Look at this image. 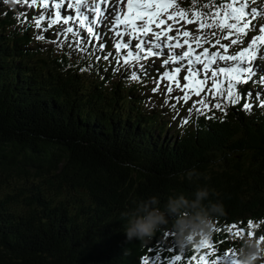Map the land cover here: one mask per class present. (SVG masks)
<instances>
[{
    "label": "trees",
    "instance_id": "16d2710c",
    "mask_svg": "<svg viewBox=\"0 0 264 264\" xmlns=\"http://www.w3.org/2000/svg\"><path fill=\"white\" fill-rule=\"evenodd\" d=\"M9 21L0 7V264H141L159 221L264 218V112L170 137L134 87L43 55Z\"/></svg>",
    "mask_w": 264,
    "mask_h": 264
},
{
    "label": "rangeland",
    "instance_id": "374dc122",
    "mask_svg": "<svg viewBox=\"0 0 264 264\" xmlns=\"http://www.w3.org/2000/svg\"><path fill=\"white\" fill-rule=\"evenodd\" d=\"M8 6L14 5L16 9H19V5L15 4L18 0H4ZM180 6H184L183 0H176ZM228 3L226 5H220V0H208V3L205 5H197L196 3L190 4L187 1L186 7L191 13L195 14L196 18L203 24L204 31L208 36L214 37V41L217 42V46L221 49H225V46H229L233 41H231L230 36L232 33L237 32L239 25V17L236 15V7L239 4H243L245 0H226ZM173 9H177L176 6ZM199 17V18H198ZM32 28L38 33L48 31L49 25L43 23V21L32 20ZM53 32H57L54 39L51 43H54L56 48L70 50L73 54L75 52H83L86 49V56L93 55L95 50L92 44V40L87 37L85 38V46H80L78 43V37H74V33L68 29V27L63 26L62 30L52 29ZM70 32L71 34H68ZM40 37V36H39ZM74 39V40H73ZM84 48V49H82ZM105 49V48H104ZM101 52V51H99ZM160 52V51H155ZM110 54V52H109ZM112 56V54H110ZM101 59L106 58L107 55H100ZM116 60L113 61L112 67H117L115 72L123 73V76H126L129 82L134 81L141 86H145L144 89L139 91L142 95L145 96L146 100L143 102L144 106L148 109H153L156 106L163 108V113L168 114L166 122H170L172 129L167 131L168 136L174 137L177 131L175 126L180 127L184 122V118H189L191 115L196 113H209L214 114L215 112L222 111L231 105L234 104L236 99L240 96V89L245 82V75L240 73H235L230 71L222 79H217L216 76H198L196 77L195 72L189 74L180 75L179 78L173 79L168 75V70L164 69L160 72H167L163 76H154L149 80V83L137 80V71L141 72L143 70H150L151 68L158 67L157 61L156 64H152L151 60L147 57L139 56L136 60L129 61L122 67L121 58L116 52ZM202 57V55H201ZM143 65V66H142ZM142 67L144 69H142ZM247 72V70H246ZM142 72L140 73V75ZM149 76V74H148ZM237 79V81H226L224 79ZM253 84H256L257 80L254 78ZM260 83V82H259ZM190 84L191 88L187 90L186 87ZM261 90L264 91V83L262 81ZM187 85V86H186ZM248 103H251V99L248 100ZM66 195V192H63V196ZM68 195V194H67ZM71 198V196H68ZM230 240L238 241L241 238L245 240H251L253 234L245 235L243 229L239 228L236 225H232L229 228ZM197 237L200 247L203 248L204 253L201 254L202 259L209 260L210 262H223L224 264H230L234 259V254L230 257L218 256L214 260H211L213 249L212 241L209 234L206 233L204 228L191 227L190 231L187 233V240ZM237 250L238 254H241L243 251L242 248L237 246H231ZM235 251V250H234ZM263 251V250H262ZM262 253L260 252V257ZM250 253L248 255V260ZM251 261V260H250ZM236 262V261H235ZM247 264V263H244Z\"/></svg>",
    "mask_w": 264,
    "mask_h": 264
}]
</instances>
